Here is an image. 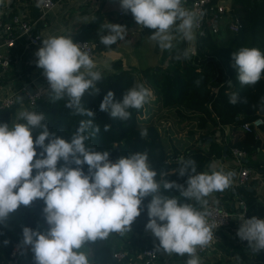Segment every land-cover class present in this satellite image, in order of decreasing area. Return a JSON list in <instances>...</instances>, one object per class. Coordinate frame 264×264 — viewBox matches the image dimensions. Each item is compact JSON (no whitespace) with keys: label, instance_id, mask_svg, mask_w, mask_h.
<instances>
[{"label":"clouds","instance_id":"1","mask_svg":"<svg viewBox=\"0 0 264 264\" xmlns=\"http://www.w3.org/2000/svg\"><path fill=\"white\" fill-rule=\"evenodd\" d=\"M119 4L139 26L151 30L149 39L161 50H172L177 35L189 42L195 39L198 14L185 8L184 0H119ZM102 29L106 34L99 30V42L106 47L125 39L124 25L109 22ZM191 52L187 48L176 59L187 60ZM34 55L36 67L42 69L48 82L51 99L67 97L65 107L71 114L89 119L80 120L70 138L50 131L43 112L25 109L16 113L11 124L0 122V225L7 226L21 206L42 200L47 229L24 226L21 232L20 245L32 252L34 264H91L82 250L85 244L104 240L113 232H129L144 210L143 201L151 197L145 231L159 241L157 250L187 255L186 264H199L197 249L211 243L213 229L219 226L208 222L207 198L229 189L236 173L217 169L215 162L209 166L210 171L198 172L194 159L181 157L175 173L187 179L179 183L167 179L166 171H160L157 178L158 171L152 167L147 151L113 161L109 151L93 150L86 141L100 132V126L94 124L95 111L83 107L81 101L89 90L91 95L100 92L96 83L102 73L97 63L81 44L66 35L42 39ZM232 61L242 86H255L264 76V51L259 48L241 47L232 53ZM195 83L199 86L200 81ZM151 95L142 83L127 89L122 100H116L109 90L99 109L113 119L127 121L132 115L130 109L143 108ZM228 102L240 103L239 93H231ZM109 130L110 125H105L104 131ZM140 134L147 137L148 130L141 129ZM162 189H175L180 195L168 196ZM181 198L196 201L202 210L190 202L181 203ZM236 235L247 241L253 254L264 250V219L242 217Z\"/></svg>","mask_w":264,"mask_h":264},{"label":"trees","instance_id":"2","mask_svg":"<svg viewBox=\"0 0 264 264\" xmlns=\"http://www.w3.org/2000/svg\"><path fill=\"white\" fill-rule=\"evenodd\" d=\"M16 14L13 12L11 16ZM113 13L98 10L91 21L82 25L75 33V39L88 40L99 51H106L116 47H106L99 42V30L106 34L102 26L111 22L122 24V17H113ZM231 17L237 16L242 27L239 30L230 28L231 18L224 15L218 21L217 31L211 24L204 34H199L196 40L195 52L189 59H176L185 49L189 48L187 41H176L172 50H163L160 62L153 67H124L121 60L113 62L116 71L101 72L102 79L96 83L100 89L98 95L86 92L82 98V105L95 111L94 124L100 126V132L86 141V145L93 150L109 151L110 159L115 161L119 156H127L135 152L147 151L149 161L159 172L166 171L167 179L185 183L187 177H180L175 172L179 167V160L194 159L197 171L205 172L213 156L230 153L234 146L252 153L258 147H264V124L253 130L244 128V124L263 116L259 110L264 100V76L255 86H242L237 80V70L232 66V53L241 47H256L264 51V0H232ZM131 16V13H130ZM199 80V86L196 81ZM231 81V83H229ZM142 83L151 90L153 97L143 108L130 109L132 115L127 121L111 118L101 112L100 103L109 90L115 93L116 100H122L127 89ZM239 93L241 102L232 105L228 102L229 95ZM47 97L39 98L30 111L43 112L50 131L59 136L70 138L76 130L80 120L89 117L72 115L65 107L67 97L53 101L50 91ZM246 100V102H244ZM159 106L162 110L174 107L188 108L200 114L199 125L202 130L195 132V136L188 137L189 144H181L177 139L169 149L158 121H154L146 106ZM19 102L11 107L0 110V122L9 124L13 121ZM180 118V117H179ZM110 125L105 132L104 126ZM223 125L230 127L227 143L217 138V132ZM147 129V137H141L140 130ZM177 126L173 127L171 136L176 134ZM181 130V129H180ZM39 130H36L38 133ZM35 135V133H34ZM254 167V166H253ZM87 172V165L84 166ZM239 192L245 200L247 214L264 219V201L256 189L249 184H242ZM165 195L179 197V192L163 190ZM151 197L142 203L141 215L136 218L132 229L124 234L113 232L104 240L89 242L82 249L90 258L91 264H135L138 255L146 248H156L159 241L151 232L145 231L148 222L147 204ZM181 203L190 202L197 209L201 205L196 201L180 199ZM44 202L34 201L30 206L21 208L11 215L7 226L0 225V264H13L10 258L14 244L21 240L24 226L33 228L46 223L43 216ZM202 210V209H201ZM41 230V229H40ZM42 231V230H41ZM9 243L5 245L4 240ZM121 250L126 251L127 257L119 259L116 255ZM157 250V248H156ZM159 253L163 250H157ZM232 255L244 264H264V250L253 254L247 246V241H238L232 249ZM179 264H186L187 255H176ZM92 259V260H91ZM130 261V262H129ZM230 260V264H236ZM162 262V261H161ZM163 263V262H162ZM28 264H34L33 258ZM215 264H226L219 259ZM243 264V263H242Z\"/></svg>","mask_w":264,"mask_h":264},{"label":"crops","instance_id":"3","mask_svg":"<svg viewBox=\"0 0 264 264\" xmlns=\"http://www.w3.org/2000/svg\"><path fill=\"white\" fill-rule=\"evenodd\" d=\"M58 4L46 12L42 13L41 9L36 4L29 3L26 0H0V18L9 20L11 14L16 12L21 17L32 22L33 32L41 36L39 43H33L28 33L17 35L15 45L8 47L5 44V34L0 27V51L8 53L11 56V63L7 69L0 76V96L15 94L19 97V106L16 113L25 109L30 110L28 106L29 95L28 92L36 87L41 82V70L36 67V57L34 53L42 46V39L52 35H66L75 39L76 31L85 23L92 20L98 10L113 13V17H122L121 25L125 26V39L119 40L116 47L106 50H96L92 56L97 63V70L100 72L116 71L113 62L121 60L124 67H153L160 62L162 52L155 42L151 41V30L139 26L132 14L121 13L119 0H57ZM184 7L193 11L190 3L184 1ZM198 36L197 28L195 29V39L191 42L187 41L188 45L196 46ZM176 41H185L180 39L177 35ZM195 52V51H194ZM16 113L13 115V120ZM228 132L230 127L223 125L220 131L217 132L219 140L224 139L228 141ZM244 162L239 163L234 160L231 153L223 154L221 156H213L209 166L215 162L217 169L223 168L224 171H234L236 173L233 178L232 185L224 192H215L207 199L209 202H217L229 208L234 214L230 223L220 229H213L216 234V239L211 249L204 254L196 253L199 258V264H215L217 260L221 259L226 264L233 262L232 249L238 242L236 235L238 224L243 213L245 200L239 192V185L235 183V179L240 174V169L243 165L253 167L258 172L254 181L249 183V187L254 186L260 198L264 201V147H258L252 153H247L243 158ZM207 167L205 172L210 171ZM255 177V176H254ZM236 189V191H235ZM46 223L40 226L42 231L47 229ZM161 261L163 264H179L176 260L175 254H166L160 252ZM33 258L32 252L25 248L22 256L21 264H28ZM243 264L245 262H242ZM94 264V263H93Z\"/></svg>","mask_w":264,"mask_h":264},{"label":"built area","instance_id":"4","mask_svg":"<svg viewBox=\"0 0 264 264\" xmlns=\"http://www.w3.org/2000/svg\"><path fill=\"white\" fill-rule=\"evenodd\" d=\"M26 1L36 5L38 2V0H26ZM184 1L190 3L193 11L198 14V19H199V26L197 27L198 35L204 34L209 24L212 25L214 31H217L218 21L216 22L215 20L224 15L228 16V18H231V23H230L231 29L239 30L242 27V22L237 16L231 17L232 0H184ZM39 3H40L39 8L41 9L42 13L45 14L46 12L53 9L58 4V1L39 0ZM121 13H123V11H121ZM0 27L2 28V31L5 34V44L9 48L15 45L14 42L16 40L17 35L20 34L19 32L20 30L22 33L23 32L28 33L33 43L40 42L41 36L38 33L33 32L32 22H30L28 19L24 17H21L17 13L11 16L9 20H3L0 18ZM74 41L81 44L83 50L87 51L91 57L93 56L95 52V48L93 47L90 41L83 39H74ZM194 51L195 50L193 49V53ZM10 63H11L10 54L0 51V76H2L3 72L7 69ZM40 77H41V82L36 87L35 92L34 93H31L30 91L28 92L29 107H33V105L39 98L47 97V95H49L48 93L50 91V88L42 72L40 74ZM18 100L19 97H17V95L15 94L1 95L0 110L5 107L13 106L17 102H19ZM262 124H264V117L258 116L254 120L246 122L244 124V128L247 130H253L254 127H257ZM231 153L234 157V160H236L240 164L244 162L243 158L247 154V152L244 149L239 148L237 146L231 148ZM256 175H258L256 169L247 165H243L240 169L239 176L235 179V183L239 186L242 184H249L252 180L254 181ZM242 204L244 206V209H243V213L241 214V218L242 217L251 218L247 214V206L244 205L243 201ZM207 208L210 212V216L208 217V222L210 224L214 223L219 225L216 229H220L227 226L234 215L229 208L217 202H213V203L209 202ZM239 225H240V221L238 224V228ZM215 239H216V234L214 233L211 243L204 248H198L197 252L201 254L207 253L211 249ZM238 241L242 242L239 238ZM22 248L23 247L20 245V241L14 244V247L10 254L11 255L10 258L13 264L22 263V256L24 255V250ZM116 255L119 257L120 260L127 257L125 250H121ZM135 264H163V263L161 262V254L156 250V248L150 247L144 249V251H142L139 254V257L135 261Z\"/></svg>","mask_w":264,"mask_h":264},{"label":"rangeland","instance_id":"5","mask_svg":"<svg viewBox=\"0 0 264 264\" xmlns=\"http://www.w3.org/2000/svg\"><path fill=\"white\" fill-rule=\"evenodd\" d=\"M152 97L153 95H151V97L149 98L150 103ZM146 109L150 111L149 114L153 116L154 121H158L163 136L168 142L170 150L171 145L175 143V139H177L181 144L185 143L186 146L189 144V135L192 136L196 131L199 132L200 130H202L199 125L202 122L199 120L200 114L197 112L193 113L188 108H176L172 106V108L168 110H162V108H160L159 106L147 105ZM175 125L177 126V129H175L176 134L174 136H171V131L173 130V127L175 128Z\"/></svg>","mask_w":264,"mask_h":264},{"label":"water","instance_id":"6","mask_svg":"<svg viewBox=\"0 0 264 264\" xmlns=\"http://www.w3.org/2000/svg\"><path fill=\"white\" fill-rule=\"evenodd\" d=\"M189 48H191L192 49V52L190 53V56H192L194 53H193V49H194V47L193 46H189ZM31 93H34L35 92V90L34 89H31V91H30ZM259 112L261 113V114H264V107H261V109L259 110ZM251 189H254L255 187L254 186H252V187H250ZM235 191H236V189H235ZM24 251H25V248L23 247L22 248ZM233 260L234 261H236V258L235 257H233ZM236 264H242L241 263V261L240 260H237L236 261Z\"/></svg>","mask_w":264,"mask_h":264}]
</instances>
